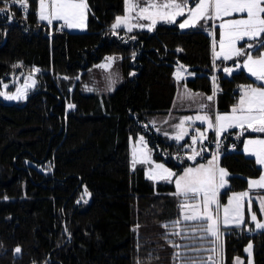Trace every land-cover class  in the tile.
I'll return each mask as SVG.
<instances>
[{
	"label": "trees",
	"instance_id": "obj_1",
	"mask_svg": "<svg viewBox=\"0 0 264 264\" xmlns=\"http://www.w3.org/2000/svg\"><path fill=\"white\" fill-rule=\"evenodd\" d=\"M87 2L88 27L79 32L40 21L38 0H28L26 16L13 6L11 23L0 16V88L33 68L41 70L32 73L37 83L24 102L0 98V264H137V258L140 264H179L174 254L185 249L168 241H194L164 236L169 229L163 225L181 215L178 199L171 195L175 188L155 185L143 167L131 169L130 135L143 133L156 159L181 172L191 163L183 159L190 149L149 124L150 114L172 107L177 72L186 71L184 82L193 90L213 93L215 88L221 111L236 102L239 86L255 80L242 67L225 73L233 60L215 59L214 64L212 36L199 26L159 24L152 31L121 29L114 35L111 25L124 12L125 0ZM110 54L122 57L124 81L108 96L87 92L76 75ZM245 134L264 133L247 131L241 138ZM241 138L231 130L220 142L219 162L232 174L228 194L245 190L248 178L262 171L242 151ZM233 140L237 148L228 150ZM212 141L210 133L203 157L214 152ZM249 228L254 229L250 235H236ZM250 241L253 264H264V230L254 227L223 230V264L246 256ZM204 247L211 245L205 242Z\"/></svg>",
	"mask_w": 264,
	"mask_h": 264
},
{
	"label": "snow or ice",
	"instance_id": "obj_2",
	"mask_svg": "<svg viewBox=\"0 0 264 264\" xmlns=\"http://www.w3.org/2000/svg\"><path fill=\"white\" fill-rule=\"evenodd\" d=\"M0 5H3L0 6V16L6 17L9 23L14 15L13 6H18L25 12L29 6L28 0H0ZM38 5L37 15L40 21H46L49 25L53 21H63L61 27L66 26L67 28L83 29L87 27L86 19L89 10L87 0H38ZM125 12L124 16H116L115 22L111 25L114 35H118L116 29L121 26L127 28L129 32L133 28H147L151 31L158 22L175 24L177 17H185L178 24L180 29L199 26L201 30L209 32L212 36L214 64L216 58H222L224 61L233 60V67L223 68L225 73L231 75L234 69L242 67L257 81L264 82V0H125ZM133 13L135 16L132 15ZM233 14H240L239 18L224 19V17H232ZM134 19L137 21L136 23H132ZM141 19L149 21V23H140ZM218 20L220 21V39L217 41L215 30ZM130 39L135 40L136 37L132 36ZM238 42H244L243 46L238 47ZM253 52H256L257 55L254 56ZM135 56L136 53L133 52V60ZM241 58L243 59L241 60ZM105 59L106 63L97 65V67L111 69L117 57L108 56ZM19 66L21 65H13L14 68ZM40 71L39 68L32 69V73ZM32 73L14 92L0 91V96L9 101L26 100L29 89L35 87L37 83ZM129 75H135V73H129ZM191 75H195V73H191ZM176 77L177 80L181 79L179 72ZM63 78L68 79L67 76ZM110 80L109 90H114L112 85L116 81L111 77ZM3 87L7 89L8 85L4 84ZM239 87L241 91L239 101L232 107L230 113L210 111L208 104L201 103L199 113L193 116H183L179 119V123L172 125L175 129L174 139L176 141H182L186 136H189L190 128L195 133L190 137L191 144L185 142L181 145L182 148L190 149L189 152H185V155L191 161H197L198 157L203 158V154L209 151L203 141L207 139L206 131L213 130L214 141L212 143L216 145V152L212 153L206 163L197 161L194 167H184L181 173L177 174L163 163L152 161L151 150L147 148V141L143 135L139 137L140 147L133 149V167L137 162L155 164V167L149 169V179L173 182V177H175L176 191L171 195L178 199L181 215L179 219L163 225L165 229H169L164 233V236L167 239L170 235H175L194 241L192 244L184 245H178L172 240L168 241L174 248L185 249L183 252L177 251L174 254V258L179 259V264H217V257L219 264H223L221 229L228 225L241 228L245 224V201H247L250 219L255 222V229L264 230V220L258 219L256 212L252 211L254 197L250 195L252 189L264 190V173L256 179H248V191L232 192L231 195L225 191L227 203L222 205L220 202L221 190L229 185L227 169L218 165L222 133L228 129H240L241 134L247 129L264 133V84L255 87L251 84ZM88 90L93 91L91 88ZM195 95L198 94L192 93L185 84L184 96L191 99ZM214 96L215 88L213 95L207 96L206 100L213 101ZM68 107L75 108V105L69 104ZM196 121H200L201 125L206 124L207 128L201 131L200 127H195ZM152 123L155 126V121ZM156 131L159 132L160 129L156 128ZM163 134L169 136L168 132ZM198 141L199 147H197ZM244 152L253 155L256 163L264 166V138L247 139L244 142ZM177 159L180 157L177 156ZM181 163H183L182 160ZM255 199L258 200L259 211L264 214V196L257 195ZM139 227L140 225L137 224L136 229ZM253 230L252 228L248 229V231ZM186 233H191V235H185ZM197 241L199 247L196 244ZM205 242L209 243L211 247L205 248ZM137 247L139 248V244ZM251 249L252 244L249 243L245 251L251 255ZM14 251L20 253L21 248L16 247ZM201 252H210L212 255L201 256ZM137 264H140L139 258H137ZM235 264H242L239 257L235 258Z\"/></svg>",
	"mask_w": 264,
	"mask_h": 264
},
{
	"label": "rangeland",
	"instance_id": "obj_3",
	"mask_svg": "<svg viewBox=\"0 0 264 264\" xmlns=\"http://www.w3.org/2000/svg\"><path fill=\"white\" fill-rule=\"evenodd\" d=\"M38 7H39V5H38ZM124 15H126L125 8H124V12L121 13V14H118L117 16H124ZM132 15L135 16V13H133ZM239 15L240 14H233L232 17H224V19L239 18ZM87 18H88V14H87ZM184 18L185 17H177V22L176 23L179 24V22H181ZM44 22H46V21H44ZM54 22L62 23L63 24V21H53V23ZM136 22L137 21L135 19L132 21V23H136ZM139 22L140 23H149V21H145V20H142V19ZM216 23H217V28H216L215 31H216V34H217L216 40L218 41L220 39V29H219V23H220V21L218 20ZM159 24H168V23L161 21V22H158L157 23V25H159ZM209 24H211V22H209ZM86 25H87V19H86ZM156 26H155V28H156ZM87 27L86 28H83V29H76V28H67L65 26V29H68L70 31H78L79 32V31H85L87 29ZM121 29H123L127 33H130L129 31H127V28H125L124 26H121L120 28L116 29V32H119ZM135 30H148V29L147 28H144V29L133 28L132 31H135ZM243 43L244 42H238V47L239 46H243ZM217 50H218V48H217ZM253 55L256 56L257 53L256 52H253ZM108 56H115V57H117V60L113 64L112 68L111 69H105V68H102V67H97V65H102V64L106 63V59L105 58L108 57ZM105 58L102 59L101 61H99L98 63L94 64L90 68H88L86 71H81L79 74L76 75V79H77V77H79V79H77V80H79V81L82 82V84L84 85L85 90L87 92H89V93H96V94H99V95H107L108 96V95L114 93L115 90L118 88V86H120V84L124 81V76H123L122 69H121V64H120V60L121 59H119L120 58V55L119 54H110V55L105 56ZM216 59L222 60V58H216ZM233 59H236V58H233ZM242 59L243 58H241V60ZM230 61H232V60H228V61H224V62L225 63H228ZM246 72L251 77H253L247 70H246ZM28 75L29 74H26L23 78L20 77V78H18V80L16 79L15 81H5V82H3L2 85H1V88H0V91L14 92L17 87H19L20 85H22L25 82V79L27 78ZM117 75H118V78H117ZM110 77L112 79H115V81H116L114 83V85H112V88L114 90H109V85H110V82H111ZM253 79L255 80V82L247 83V84H244L243 86H246V85L251 84V85H253L255 87V86H259L261 84H264V82L257 81L255 77H253ZM36 81H37V79H36ZM4 84H7L8 85L7 89H5L3 87ZM184 84H186V83H184L183 81H180L179 80V82H178L179 92H178V94L176 96V99H175L172 107L170 109H168L167 111H165V112L150 114L149 115V124H151L153 126V123L152 122L155 121V126H153L154 130L156 131V128H159L160 131L159 132L156 131V132L159 133V134H161V135H163L164 137H166L169 141H175V142L180 143V144H184L185 142H187L189 144L188 136H186L184 138V140H182V141H176L174 139L175 129L172 127V125L179 123V119L181 117H183V116H193V115H196L197 113H199L200 112L199 105L201 103L208 104L210 111H218L219 113H230L231 110H232V107L238 103L239 97L236 100V102L234 104H232L231 107L228 110L221 111V110L218 109L217 106H215V96H214V100L213 101H207L206 100V97L209 96V95H213V93H207V92H204V91L193 90V89H191L186 84L187 89L191 90L192 93H194V94H198V95H195L194 98H191L190 99V98L184 96L185 88H182ZM89 88L93 89V91H89L88 90ZM31 90H32V88L29 89V91L27 93V97H28V95H29V93H30ZM240 95H241V93H240ZM0 98L4 102H6V103H20V102H24L25 101V100H20V101H14V100H12V101H9V100H6L2 96H0ZM195 125L197 127H200L201 128V131H204L207 128V125L206 124L201 125V122L200 121H196L195 122ZM231 130L233 131L234 136L237 137V138L243 137V134L246 133L247 131H252L251 129H247V130L243 131V133L241 134V130L240 129H228L227 131H225L224 133H222V135L220 137V142L222 140L223 135L226 132H229ZM164 132H168L169 133V136H165L163 134ZM210 133H213L214 134L213 130L208 129L206 131V136L208 135L207 136V139L209 138ZM141 135H143L145 137V140L147 141V148L151 150V159H152V161H154L156 163H163L166 167H168V166H167V164L165 162H161V161H158L156 159L155 151H154L153 147L151 146V144L149 143V141L147 140L146 136L143 133H139L137 135H130V139H129V154H130V165H131V169L132 170H136L138 167H143L144 170H145V174L148 177V173H149L150 167H155V164L154 163H140V162H137L135 164V167H133V155H132V153H133L134 147H136V148L140 147V145H139V137ZM257 137L264 138V135H261V134H257V135L245 134L244 138H241V139H243L242 151L244 152V142L247 139H249V138H257ZM197 147H199V141H198ZM184 149H187V148H184ZM189 151H186V152H189ZM244 153L247 156L254 157L250 153H246V152H244ZM186 158H187L186 155L183 156V159H186ZM210 158H211V155L210 156H207V157L199 158V159H197V161L199 163H206L207 160L210 159ZM180 160H182V158ZM197 161H192L193 163H188V164L185 165V167H188V166H193L194 167L196 165ZM218 165L220 167H223V168L227 169L226 167H224V166H222L220 164L219 158H218ZM259 166L262 168L261 174L264 173V166H261V165H259ZM168 168H170V167H168ZM173 171L176 172L177 174H180L181 173V172L175 171L174 169H173ZM227 171L229 173V175L227 177V179L229 181V185L226 186L225 189H222L221 190L220 202H221L222 205L225 204V203H227V198H226L225 201H222L221 200V195H222V193L224 191H226L231 186V175L232 174L229 172L228 169H227ZM259 176H257V177H250V178L256 179ZM174 180H175V177H173V182L153 181V180H151V181H153V183L155 185H157L158 183H166V184L172 185L175 188ZM248 190H249V184H248V187L245 190H232V191L229 192L228 195H231L232 192H242V191H248ZM250 195H252L254 197L253 200H252V211L256 212L258 219L264 220V214H261V212L259 211L258 200L255 199V197L257 195L264 196V190H262V189H252L251 192H250ZM244 214H245V224L243 226H241V227L242 228L243 227H254L255 228V222H252L251 221V219H250V213L248 212V209H247V201H245ZM222 215H223V213L221 211V217H222ZM233 227H235V226L234 225H228V226H226V228L225 227H222V229H221V235H222L223 230H228L229 228H233ZM255 230L258 231L260 229H255ZM249 243L252 244L251 255H249V253L245 251V249L247 248V246L249 245ZM244 252H245V255L246 256H239V255H237L236 257H239L240 258V260L242 261V264H249V262H251V264H253L254 263V243L252 241L248 242L245 245Z\"/></svg>",
	"mask_w": 264,
	"mask_h": 264
},
{
	"label": "built area",
	"instance_id": "obj_4",
	"mask_svg": "<svg viewBox=\"0 0 264 264\" xmlns=\"http://www.w3.org/2000/svg\"><path fill=\"white\" fill-rule=\"evenodd\" d=\"M63 24L62 23H57V26H56V29L57 30H66L65 29V26L64 27H61ZM233 93H234V90H232ZM195 133L193 132V130L191 129L190 132H189V136H188V141H189V144H191V135H194ZM234 146V147H233ZM237 148V143L236 141H231L228 145V150H235ZM221 147L219 148V152H218V156H220L222 154V151H221ZM227 151V150H226ZM214 152H216V145L214 143ZM238 232H241V231H238ZM245 234L247 235H250V232L248 230L244 231ZM217 264H219V258L217 257Z\"/></svg>",
	"mask_w": 264,
	"mask_h": 264
},
{
	"label": "crops",
	"instance_id": "obj_5",
	"mask_svg": "<svg viewBox=\"0 0 264 264\" xmlns=\"http://www.w3.org/2000/svg\"><path fill=\"white\" fill-rule=\"evenodd\" d=\"M179 72V74H180V76H181V79H180V81H183L184 82V80H183V78H184V76L186 75V71H183V70H180V71H178ZM178 82H179V80H178ZM178 82H177V92H176V95H175V98H174V101H175V99H176V96H177V94H178V92H179V86H178ZM185 83V82H184ZM182 88H185V84L183 85V87ZM217 92L215 91V106H217V94H216ZM174 103V102H173ZM217 108V107H216ZM195 127H197L196 125H195ZM191 130V129H190ZM189 130V131H190ZM261 135H264V134H261ZM208 136V135H207ZM198 159V158H197ZM191 163H193L192 161H191ZM176 191V190H175Z\"/></svg>",
	"mask_w": 264,
	"mask_h": 264
},
{
	"label": "bare ground",
	"instance_id": "obj_6",
	"mask_svg": "<svg viewBox=\"0 0 264 264\" xmlns=\"http://www.w3.org/2000/svg\"><path fill=\"white\" fill-rule=\"evenodd\" d=\"M18 8L22 11V13H23L24 16H26V15L28 14V9H27V11L25 12V11H23L20 7H18ZM242 234L247 235V234H245L244 232H237V233H236V235H242Z\"/></svg>",
	"mask_w": 264,
	"mask_h": 264
},
{
	"label": "water",
	"instance_id": "obj_7",
	"mask_svg": "<svg viewBox=\"0 0 264 264\" xmlns=\"http://www.w3.org/2000/svg\"><path fill=\"white\" fill-rule=\"evenodd\" d=\"M231 67H233V63H232V65H231ZM235 70H237V69H234L233 71H235Z\"/></svg>",
	"mask_w": 264,
	"mask_h": 264
}]
</instances>
